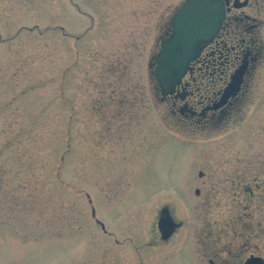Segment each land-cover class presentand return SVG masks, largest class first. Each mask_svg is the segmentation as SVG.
I'll use <instances>...</instances> for the list:
<instances>
[{"label":"rangeland","instance_id":"374dc122","mask_svg":"<svg viewBox=\"0 0 264 264\" xmlns=\"http://www.w3.org/2000/svg\"><path fill=\"white\" fill-rule=\"evenodd\" d=\"M183 1L0 0V264H235L207 235L224 140L175 120L154 74ZM168 202L185 225L163 243Z\"/></svg>","mask_w":264,"mask_h":264},{"label":"flooded vegetation","instance_id":"af4514ba","mask_svg":"<svg viewBox=\"0 0 264 264\" xmlns=\"http://www.w3.org/2000/svg\"><path fill=\"white\" fill-rule=\"evenodd\" d=\"M222 1L225 18L220 30L202 45L173 92L161 94V99L171 101L175 120L190 119L196 126L205 125L210 138L218 134L223 138L221 148L212 146L208 151L207 235L213 244L221 243L235 255V264H246L251 257H261L258 252L264 250V112L254 93L255 85L264 78V0ZM169 33L170 27L165 37ZM236 72H242L241 83L224 98ZM186 191L184 200L189 194L187 186ZM194 192L199 196L198 188ZM171 205L164 204L158 212L159 220L167 209L178 224L167 239L157 229L163 243L175 240L185 225ZM192 235L185 230L180 237L192 243ZM189 250L195 254L192 247Z\"/></svg>","mask_w":264,"mask_h":264},{"label":"water","instance_id":"95a60500","mask_svg":"<svg viewBox=\"0 0 264 264\" xmlns=\"http://www.w3.org/2000/svg\"><path fill=\"white\" fill-rule=\"evenodd\" d=\"M225 18L222 0H184L171 18V32L160 42L154 57L155 78L163 95L172 93L189 64L199 55L202 45L211 41ZM242 72L233 76L224 98L238 89ZM178 224L163 209L158 220L162 239L169 238ZM262 257H251L246 264H263Z\"/></svg>","mask_w":264,"mask_h":264}]
</instances>
